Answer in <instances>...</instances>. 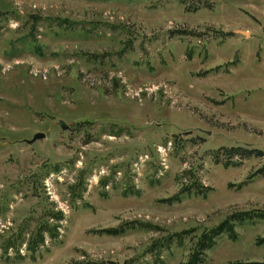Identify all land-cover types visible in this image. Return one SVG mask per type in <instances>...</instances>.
<instances>
[{"label": "rangeland", "instance_id": "1", "mask_svg": "<svg viewBox=\"0 0 264 264\" xmlns=\"http://www.w3.org/2000/svg\"><path fill=\"white\" fill-rule=\"evenodd\" d=\"M181 1L0 0V264H264V0Z\"/></svg>", "mask_w": 264, "mask_h": 264}, {"label": "trees", "instance_id": "2", "mask_svg": "<svg viewBox=\"0 0 264 264\" xmlns=\"http://www.w3.org/2000/svg\"><path fill=\"white\" fill-rule=\"evenodd\" d=\"M181 3L185 4V0H182ZM200 3L202 4L199 5L198 3L196 6H194L193 10H197L199 7H210V3L208 0H200ZM262 155V152L256 149L232 147L225 150L222 154V164L225 166L237 167L240 165L242 160H247L252 157H262ZM235 158H237V160H234ZM261 215L262 217H264V212H262ZM244 221V214H235L232 215L228 220H224L223 222H221L218 226L210 229L207 232H204L198 241L192 259L187 264H204L205 251L210 250L215 245L217 239L221 238L224 235L229 236L232 233V228L234 227L233 225H241Z\"/></svg>", "mask_w": 264, "mask_h": 264}, {"label": "water", "instance_id": "3", "mask_svg": "<svg viewBox=\"0 0 264 264\" xmlns=\"http://www.w3.org/2000/svg\"><path fill=\"white\" fill-rule=\"evenodd\" d=\"M58 124H59V127L61 128V130H64L65 131V130H67L69 128V126L66 125L65 122L62 121V120H60L58 122ZM44 138H45V134H43V133H36V134L33 135L32 139L29 140V141H27V142L29 144H31V143H34L37 140H41V139H44Z\"/></svg>", "mask_w": 264, "mask_h": 264}]
</instances>
